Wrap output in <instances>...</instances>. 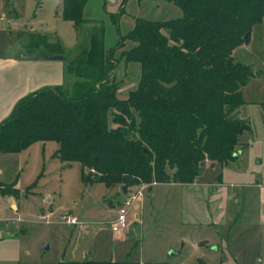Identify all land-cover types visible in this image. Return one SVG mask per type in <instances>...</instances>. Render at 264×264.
Listing matches in <instances>:
<instances>
[{"label":"trees","instance_id":"1","mask_svg":"<svg viewBox=\"0 0 264 264\" xmlns=\"http://www.w3.org/2000/svg\"><path fill=\"white\" fill-rule=\"evenodd\" d=\"M88 1L63 0L64 20L78 32L86 24L92 29L73 57L62 54L59 42L42 50L62 58L65 81L16 103L0 122V152L18 154L52 141L58 145L54 157L79 164L83 178L128 189L152 182L188 186L206 162L234 160L241 136L250 132L248 121L235 112L244 105L241 90L255 73L232 54L264 21V0H152L173 4L181 16L137 18L110 49L104 45V26L84 16ZM125 2L112 22L124 13ZM18 36L30 47L46 37ZM118 60L140 68L137 86L125 100L117 96ZM68 72L77 79L72 85L66 83ZM2 186L0 195L17 194Z\"/></svg>","mask_w":264,"mask_h":264},{"label":"rangeland","instance_id":"2","mask_svg":"<svg viewBox=\"0 0 264 264\" xmlns=\"http://www.w3.org/2000/svg\"><path fill=\"white\" fill-rule=\"evenodd\" d=\"M122 1L106 7L119 11ZM123 7L124 13L117 23L112 22L100 0H90L85 8V17L104 26L106 49L116 45L119 35L131 31L139 17L155 21L181 16L173 4L160 1L126 0ZM1 13L4 18L0 19V57L12 55L20 59L25 54L40 57V51H51L54 49L51 45L59 42L62 54L70 58L93 26L83 25L78 32L71 22L65 21L63 0H0ZM18 25L23 28L21 31L31 30L47 38L37 47H30L21 42L16 29ZM247 44L246 49L240 50L244 61H252L264 73L263 25L253 27ZM131 47L132 44H127L126 48ZM234 52L233 58L240 61ZM116 57H119L118 53ZM114 76L121 84L118 97L126 99L137 86L139 65L118 60ZM75 81L77 79L68 72L66 83L72 85ZM244 95L243 101L264 102V82H255ZM242 113L245 119L248 118L250 133L245 135L248 150L238 161L213 166L206 162L193 186L141 184L128 189L123 201L119 187L87 181L81 175L79 164H64L53 158L57 149L55 142L34 143L26 152L17 155L0 152V181L9 183L16 178L21 193L16 198L18 212H13L9 204H5L4 196L0 197V213H3L0 216L23 223L20 225L22 232L16 238L0 241V263L2 257H8L16 261L8 264L84 261L109 264H264V111L256 104ZM254 183L259 186L249 196L254 199L252 203L250 199L246 202L243 194L246 195L248 190L245 187ZM218 184L232 187L235 193L228 194L226 209L234 203V198L241 202L222 217L219 208L224 195ZM10 190L15 191L12 187ZM25 191L30 193L26 196ZM157 191L152 207L149 194L155 195ZM134 195H137L134 205L139 206V202L145 200L143 223L139 228L132 224L135 230L129 231V224L137 214L133 206L128 215L127 235L122 236L125 232L113 233L110 227L114 220L112 209L117 211L124 207L128 196ZM45 197L61 203L65 211L55 219L50 214L38 217L37 213L45 207L44 202L47 209L49 207ZM65 215L79 220L80 226L61 224ZM6 252L10 256H2ZM174 252L176 256H173Z\"/></svg>","mask_w":264,"mask_h":264},{"label":"crops","instance_id":"3","mask_svg":"<svg viewBox=\"0 0 264 264\" xmlns=\"http://www.w3.org/2000/svg\"><path fill=\"white\" fill-rule=\"evenodd\" d=\"M89 1H88V3H89ZM88 3H87V6H88ZM110 3H112V6L115 4L117 5L118 0H100V4L105 9V12L110 14V15H113V14L115 15L118 12V10H114L113 8L112 9L110 8V10H109V8L106 7L107 4L110 5ZM115 11H117V12L115 13ZM2 16H4L3 13H1V15H0L1 20L4 18ZM177 18H179V17H177ZM89 19H91V18H89ZM91 20H93V19H91ZM259 25H263V28H264V21L262 23H260ZM18 27H19V25H18ZM18 27H16V29L18 30V33L24 32V31H21V30H23L22 27H19V28ZM30 32L36 33L34 31H31V30H30ZM249 38H250V36H249ZM247 45L248 44H244L243 46L239 47L234 52L236 54L235 58L240 59V61L242 63H244L248 66H251L253 68V72L255 73V77L252 79V81L241 90V93L243 96H245L244 92H247L248 89L250 87H252V85L255 82H257V81H259V82L263 81L264 82V75H263L264 73L262 71L258 70L257 65L253 64L252 61H248V62L244 61V57H242V53H240V50L246 49ZM28 52L29 51H27V53ZM64 81H65V75H64V65H63L62 61H47V60H43V59H41V57L35 56L33 54H31V55L25 54L23 57H20V59H15L12 55L0 57V122L3 121L5 118H7L10 115V113L12 112L16 103L20 99H22L23 97H25L29 94H32V93H34V92H36L42 88L60 86L64 83ZM119 99H121V98H119ZM121 100H125V98L121 99ZM256 104L260 105L262 110L264 111V102L263 101L259 102L257 100L256 103L244 101V105L241 106L235 112V117L239 120L248 121V118L245 119V117H243L242 112L244 109L248 108L250 105H256ZM249 133L250 132L244 133L241 136V138H240V142H241L240 150L241 151L237 153V155H236L237 158H235L234 161H238L241 157H243L244 153L248 150V144L245 142V135L249 134ZM28 149H26L25 151H22V152H26ZM57 149H58V145H57ZM56 150H55V152H56ZM22 152H20V153H22ZM20 153H18V154H20ZM8 155H17V154H8ZM53 158H55L54 154H53ZM0 174H2L1 170H0ZM0 184L4 185V186H11L12 189L17 192L16 195H12V194L0 195V197L4 196L5 197V204H9V206L11 207V210L13 212L14 211L18 212L19 209L17 206L16 198H18L21 195V193L18 189V184H17L16 178L9 183H5V182L0 181ZM159 185H166V184H158L156 186H159ZM168 185L186 187V186L178 185V184H168ZM193 185H194V183L191 185H188V186H193ZM217 187H220L219 188L220 192H221L222 196L224 195L223 204L219 208V210L221 212V217H222V215L224 213L226 214V213H228V210L236 208L235 205H240L241 202L238 198H234V203L230 206V208L226 209L227 206H226L225 201L227 200L228 194H232V193H234V191L232 190V187L223 186L221 184H218ZM258 187L259 186L255 183L250 184V185L245 187V189L248 190V191H246V195L243 194L244 200L246 202L248 201V199H250V202L252 203L254 198H250L249 196L254 191V189L258 188ZM120 189H121V187H119V191H120ZM29 193H30V191H25L26 196ZM31 193H32V190H31ZM216 193H217V190L214 192V194H216ZM157 194H158V191L155 193V195L149 194V199L151 200L152 207H153L154 200L157 198ZM121 195L123 197L122 198V201H123L125 195H123L122 193H121ZM239 196L241 197L242 194H239ZM45 201H47V203H49V207L47 209V204H46V202H44L45 207L42 209V212L37 213L38 217H40L41 215H44V214H50L52 216V218L55 219L59 216V214L62 211H65L62 209L61 203H59V202L56 203L55 199L51 200L49 197H45ZM144 201H145L144 199L140 202L138 201L140 203L139 206L135 205V208H133V210H137V214H134V217L129 224V228H128L129 231L134 232V230H135L134 228H132V224H136L137 227L139 228V226L143 223V221H144V214H143L144 203L143 202ZM243 204L245 205V203H243ZM54 206H57V207H54ZM257 208L260 209L258 205H257ZM112 211H113L114 216H115L116 208H113ZM66 212H69V211H66ZM1 214H3V213H0V215ZM235 216H238V215H235ZM38 217H36V218H38ZM263 218H264V216H263ZM9 220L10 219L5 220L4 217L0 216V225H1L0 228H2V230L0 232L2 234L0 241L3 239L11 240L13 238H16L18 236V233L22 232L23 227L20 225L23 223L19 224L15 220H12V221H9ZM2 223H4V224H2ZM45 225H48V224H45ZM51 225L54 226L55 224H51ZM125 235H127L126 232L124 234H122V236H125ZM176 255H177V253L174 252L173 256H176ZM2 256H10V254H9V252H6ZM15 262L16 261L14 258L2 257V262L0 264H8V263H15Z\"/></svg>","mask_w":264,"mask_h":264},{"label":"built area","instance_id":"4","mask_svg":"<svg viewBox=\"0 0 264 264\" xmlns=\"http://www.w3.org/2000/svg\"><path fill=\"white\" fill-rule=\"evenodd\" d=\"M93 172V171H91ZM137 198V195L134 196H128V198L125 200L124 207L118 209L116 211V214L114 216V220L112 224L110 225L111 231L115 234L124 233L128 227V215L130 210L133 208L134 202ZM61 224H65L67 226L72 227H78L80 226L79 220H77L74 217H71L70 215H65L61 218Z\"/></svg>","mask_w":264,"mask_h":264},{"label":"water","instance_id":"5","mask_svg":"<svg viewBox=\"0 0 264 264\" xmlns=\"http://www.w3.org/2000/svg\"><path fill=\"white\" fill-rule=\"evenodd\" d=\"M244 40L245 41L248 40V36L247 35L244 36ZM40 57H41V59L47 60V61H62V58L60 56L46 55L43 51H40ZM233 158L235 159V158H237V156L234 155ZM86 180L89 181L90 180V177H87ZM120 192L123 195L126 196L128 194V187H127V185L122 186L121 189H120ZM46 249H47V247H46Z\"/></svg>","mask_w":264,"mask_h":264}]
</instances>
